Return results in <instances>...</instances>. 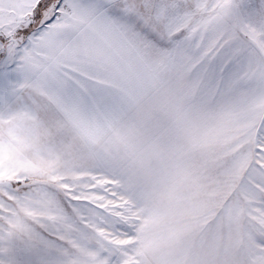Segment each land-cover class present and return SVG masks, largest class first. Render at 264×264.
<instances>
[{"label":"snow or ice","instance_id":"snow-or-ice-1","mask_svg":"<svg viewBox=\"0 0 264 264\" xmlns=\"http://www.w3.org/2000/svg\"><path fill=\"white\" fill-rule=\"evenodd\" d=\"M0 264H264V0H0Z\"/></svg>","mask_w":264,"mask_h":264}]
</instances>
